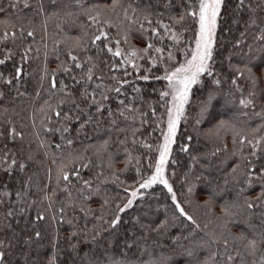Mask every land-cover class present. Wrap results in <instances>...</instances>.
Listing matches in <instances>:
<instances>
[{
    "label": "trees",
    "instance_id": "16d2710c",
    "mask_svg": "<svg viewBox=\"0 0 264 264\" xmlns=\"http://www.w3.org/2000/svg\"><path fill=\"white\" fill-rule=\"evenodd\" d=\"M13 2L14 0H0V7L3 8V12H0V33L17 31L23 26L25 30H34L35 38L27 37L23 43L17 40L15 44L10 41L6 47L13 49L16 56L10 63L0 66V72L6 76L14 75L13 65L17 64L23 50L31 46L34 51L31 53L32 58L24 65V74L19 82L13 80L12 86L0 84V92H3V97L0 98V131L4 134L0 138V150L15 153L17 160L25 163L26 168L23 172L14 170L11 176L0 172V186L7 184V190L12 193L7 199L16 202L18 206L14 193L17 189H22L31 177L32 190L29 195L38 202L37 207L30 209L26 217L18 218V224L12 221L15 230L19 232L21 228H25L26 222L32 220L36 211L47 207V202H40L46 194L51 195L53 190H57L54 208L59 207L61 202H69L66 194L59 191L66 182L57 183L62 169L71 172L90 161L88 168L80 169L81 177L85 180L93 179L96 173L103 172L108 181L97 185L101 189L100 195L87 201L85 207L92 209V212H81L82 202L77 199L75 210H67L65 222L57 223L47 218L39 222L38 230L43 237L39 243L42 246H34L29 264H45L53 251L49 241L54 232L67 238L73 231H82L90 238L93 229L100 233L99 246L81 242L77 248L78 255L70 251L61 253L58 264H110V259L125 264H219L225 251V240L228 242L229 252L241 253L243 264H253V261L258 264L264 255V216L260 215L264 212V205L252 210L246 208L245 197L255 199L259 188L242 192L241 173L244 168H237L235 173L232 169L237 164L243 165L242 151L246 155L251 150L246 142L242 148L239 141L244 137L255 140L264 136V129L255 131L257 125L262 123L255 113L264 110V50H261L259 42L253 43L251 34L240 48H233V43L240 38L243 30L242 23H233L237 16L234 11L236 0H225L214 48V77L202 76L201 82L193 85L189 104L185 106V117L181 119L177 129L176 143L172 146V154L165 170L166 178L177 193L178 200L195 223L177 218L170 194L163 185L158 184L151 189L140 190L143 197L138 196L135 206L122 214L121 223L114 230H107L108 225L98 219L101 215L106 220L111 219L115 204L122 203V197L125 196L119 182H111L115 179L112 172L119 175L123 186H128L137 180L138 166L143 171L149 163H155L157 153L149 152L139 142L155 146L161 141L160 130L153 129L160 123V118L166 120L164 108L157 104L159 91L166 90V81H136L145 101H138V107L148 112L149 124L142 126L139 119L133 124L117 114L114 117L116 124L113 126L112 118L107 113L102 120L94 117L91 122H85L87 117L78 113L71 103H60L68 98L63 93L53 94L49 80L43 78V69L46 67L48 73H52L61 62L67 61V51L75 45L76 38L84 35L86 17L80 15L81 9L74 0H57L56 4L43 0L46 15L36 14L35 0H30L31 6L28 8H24L22 2L19 7H13ZM109 2L110 0H86V6ZM176 2L179 3V0ZM173 11L179 17L180 9L174 8ZM258 15L264 16V11ZM247 18V11L241 12L238 17L241 22ZM111 19L121 29L124 28L126 22L122 17L113 15ZM177 27L188 29L183 32V36L188 45L192 46L193 25L186 21ZM109 31L116 34L115 29ZM165 43L170 45L171 41ZM130 45L143 48L145 40L139 33L133 32ZM247 45H252L251 51ZM121 47L130 50L126 44ZM88 54L94 55V52ZM227 57L230 59H226ZM182 59L177 52L176 61ZM141 63L148 67L144 61ZM246 65L250 67V73ZM233 68L245 73L237 80L242 92L231 84L235 75ZM104 71L107 72V69ZM152 71L155 75L163 74V68L159 65ZM74 72L79 70L74 69ZM144 74L141 70L140 75ZM250 75L256 79L255 85L250 83ZM214 78L220 79L221 84L216 85ZM57 80L58 86L61 80L65 84L72 83L63 73L58 75ZM253 89L257 94L255 108L241 106L239 100L248 98L249 91ZM79 91V87L73 90L77 102H80ZM128 92L135 95L131 88ZM209 93L216 98L207 110H202L201 103ZM81 106L84 107L83 104ZM149 106L156 108L157 118H152ZM111 107L115 110L116 104L113 103ZM56 111L61 112L59 117L55 115ZM89 111L94 113V109ZM65 112L73 119L66 121ZM77 115L79 120L75 119ZM137 116L139 117V113ZM160 126L164 129L165 122L160 123ZM65 127L68 131L62 130ZM10 128L21 133L22 138L10 140ZM137 128L140 131L133 137L132 131ZM188 136L192 137L191 141L186 139ZM126 137L128 143H121ZM134 139L138 141L136 146L132 144ZM68 140L72 143L68 144ZM183 144L189 145L188 152L180 151ZM72 183L71 191L75 197L80 184L74 178ZM0 191L3 189L0 188ZM105 201L108 203L102 208ZM8 207V204L0 207V215ZM69 220L72 221L71 225L67 223ZM165 221L168 222L167 228L159 232L151 230L154 225ZM10 234L6 230L0 233V239H7ZM249 240L257 241L254 255H249V249L245 247ZM73 242H76L75 238ZM126 244H131L132 248H126ZM60 246L67 245L61 243ZM21 251V247L16 246L8 252L9 264H24ZM124 251L127 255H123ZM236 264L241 262L238 260Z\"/></svg>",
    "mask_w": 264,
    "mask_h": 264
},
{
    "label": "snow or ice",
    "instance_id": "6c2138e0",
    "mask_svg": "<svg viewBox=\"0 0 264 264\" xmlns=\"http://www.w3.org/2000/svg\"><path fill=\"white\" fill-rule=\"evenodd\" d=\"M21 2L24 8L31 6L30 0H14L12 6L19 7ZM48 2L56 4L57 0H48ZM74 2L81 9L80 15L86 17L87 23L84 25V35L76 38L75 45L66 53L67 61L61 62L56 71L48 73L46 67L43 69L45 73L43 78L49 80L50 90L53 94L63 93L68 98L61 100V104L71 103L78 113L87 117L85 122H91L94 117H99L102 120L105 113H107V116L112 118L111 123L113 126L116 124L114 117L117 114L123 117L125 121L130 120L133 124L139 119L140 124L143 126L149 124L150 121L147 118L148 112L138 107V101L140 103H145V101L141 95L142 89L136 85V81H166V90L159 91V100L157 101L158 106L163 107L165 110L166 130L160 126V123L165 122L162 118H160V123L156 124V128L153 129V131L160 130L163 142L155 146L142 141L139 142V145L148 149L149 152L158 153V158H155L154 164L149 163L143 171L138 166V178L132 185L123 186V182L119 180V175L114 171L112 172L115 179L111 182H119L125 196L122 197V203L115 204V211L111 214V219L106 220L103 215L98 219L103 220L108 225L107 230L116 229L121 223L122 214L135 206L138 196L143 197L140 190L151 189L154 185L159 184L163 185L170 194L174 213L178 214L177 218H184L194 224L193 217L185 211L182 202L178 200L177 193L166 178L165 170L172 154V146L176 143L177 129L181 119L185 117V106L189 104L193 85L200 83L202 76L214 77L212 67L215 63L213 59L214 48L225 0H179V3L176 0H147L146 3L144 0H110L109 3L103 5L93 4L87 6L86 0H74ZM174 8L180 9L179 17L173 11ZM160 9H163V11ZM35 11L37 15H46L43 0H35ZM234 11L237 16L234 17L233 23H242L243 30L240 32V38L233 43V48H240L241 44L245 43L247 36L251 34L253 43L259 42L261 50H264V16L258 15L259 12L264 11V0H236ZM245 11H247L248 18L241 22L238 19L239 14ZM0 12H3L2 7H0ZM113 15L122 17V20L126 22L123 29L113 22L111 19ZM186 21L193 25L191 28L193 32L192 46L188 45L186 38L183 36V32L188 29L177 27L183 25ZM110 29H115L116 34L113 35L109 31ZM133 32L139 33L145 40V47L138 48L130 45V37ZM27 37L35 38V31L25 30L23 26L17 31L0 33V56L3 57L0 58V66L10 63L16 56L15 51L7 48L6 45L10 41L15 44L17 40L23 43ZM165 41H171V44L169 45ZM122 44L128 45L130 50L121 47ZM247 47L249 51L252 50V45H247ZM33 51L34 49L31 46L23 50L17 64L13 65L14 75L9 74L6 76L3 72H0V84L12 86L13 80L19 82L24 74V65L32 58L31 53ZM36 51L38 52V50ZM91 52H94V55L88 54ZM177 52L183 57L179 62L176 61ZM102 57L103 59H101ZM56 58L59 60V55ZM226 59H230V57ZM141 61H144L148 67H144ZM102 64L103 67H101ZM158 65L163 68L162 75H155L152 71ZM245 67L250 73V67L248 65ZM105 68L107 72L104 71ZM74 69L79 70V72H74ZM141 70L145 72L143 76L140 75ZM232 70L235 75L231 80V84L235 86L236 90L242 92L243 90L237 80L243 77L245 73L235 68ZM60 73L67 76L72 83L65 84L61 80L58 86L57 77ZM129 77L132 79H129ZM249 81L253 85L256 84V79L251 75ZM214 83L219 85L221 80L214 78ZM77 87L80 89V102H77L73 94V90ZM129 88L135 95L128 92ZM153 91H156V89H153ZM256 95L254 89L250 90L248 98H241L239 104L245 108H255ZM2 97L3 92H0V98ZM215 98L212 93H209L207 99L201 103L202 110H207ZM113 103L116 104L115 110L111 107ZM149 108L152 118H157L156 108L151 106ZM92 109H94V113L89 111ZM137 113H139V117ZM55 115L59 117L61 112L56 111ZM255 115L262 120V123L255 128L256 132H260L261 129H264V110L255 113ZM79 118V115L75 117L77 120ZM64 119L66 121L72 120L73 117L65 112ZM97 122L99 123V120ZM62 130L68 131V128L65 127ZM120 131L124 130L120 129ZM139 131V128L132 131V136L136 137ZM3 135V132L0 131V138H3ZM8 137L10 140H15L16 137L22 138V134L16 132L14 128H10ZM186 139L191 141L192 137L188 136ZM245 142L251 150L246 155L242 151L244 163L243 165L237 164L232 171L235 173L237 168H244L241 173L242 192L259 188L255 199L245 197L246 208L252 210L264 205V136H259L255 140L247 137L242 138L239 141L242 148ZM71 143L72 141L68 140V144ZM121 143L127 144V137ZM137 143V140H132L134 146ZM106 144L107 142H105V146ZM188 150V144L181 145L180 151L188 152ZM0 152H3L0 155V172H6L11 176L14 170L24 171L26 164L18 161L15 153L7 150H0ZM129 156L131 159L130 153ZM89 163L82 164L71 172L62 169L57 177V183L60 181L66 182L59 191L66 194V199L69 202H61L59 207L54 208L53 204L55 203L54 198L57 190H53L51 195L46 194L40 203L47 202V207L36 211L32 220L27 221L26 227L21 228L19 232L15 230L12 221L14 220L18 224L19 217H26L29 210L36 208L38 205V202L31 199L29 195L32 190L31 177L28 178L22 189H17L14 193L16 200L19 202L18 206L16 202H10L7 199L9 195H12L7 190V184L0 186L3 189V191H0V207L4 204L9 205L7 211L0 215V233L6 230L11 233L7 239H0V264H9L8 252L16 246H20L22 249L21 255L24 256V264H29L31 254L35 250L34 246L35 248L42 246L39 243L43 239L41 231L38 230L39 222L45 221L46 218L57 223L65 222L64 218L67 210L69 208L75 210L77 199L82 202L81 212L90 213L93 211L92 209H86V203L94 196L100 195L101 189L97 185L108 181L104 178L103 172L96 173L93 179H83L80 169L88 168ZM72 178L79 181L80 184V187L76 189L75 197H73L71 191L73 188ZM107 203L105 201L102 208ZM260 215L264 216V212ZM67 223L71 225L72 221L69 220ZM167 227L168 222L165 221L154 225L151 230L159 232ZM99 236L100 233L95 229H93V235L90 238L86 232L82 231H73L67 238H63L58 232H54L49 241L53 251L49 254L45 264H58L61 253L66 251L78 255L77 248L81 242L98 245ZM74 238L75 243L73 242ZM61 243H66L67 246L61 247ZM227 243V240H225V251L219 264H236L238 260L243 264L241 253L239 251H236L235 254L229 252ZM245 247L249 249V255H254L257 249V241L249 240ZM126 248L130 249L132 245L126 244ZM123 255H127V252L124 251ZM38 259L39 257H37ZM110 264H125V262L110 259ZM253 264H257V262L253 261ZM258 264H264V255L261 256Z\"/></svg>",
    "mask_w": 264,
    "mask_h": 264
},
{
    "label": "rangeland",
    "instance_id": "374dc122",
    "mask_svg": "<svg viewBox=\"0 0 264 264\" xmlns=\"http://www.w3.org/2000/svg\"><path fill=\"white\" fill-rule=\"evenodd\" d=\"M222 108V107H221ZM227 112H230V111H227ZM164 129L166 130V120H165V126H164ZM163 142V138H161V141H160V143H162ZM156 158H158V153H157V157ZM154 170V169H153Z\"/></svg>",
    "mask_w": 264,
    "mask_h": 264
}]
</instances>
